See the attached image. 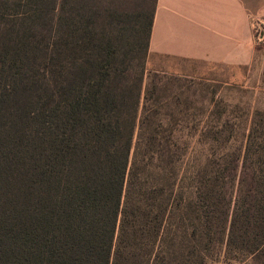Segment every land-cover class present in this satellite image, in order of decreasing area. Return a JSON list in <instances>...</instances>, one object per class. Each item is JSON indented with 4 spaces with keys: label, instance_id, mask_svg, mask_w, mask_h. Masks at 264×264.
I'll use <instances>...</instances> for the list:
<instances>
[{
    "label": "trees",
    "instance_id": "16d2710c",
    "mask_svg": "<svg viewBox=\"0 0 264 264\" xmlns=\"http://www.w3.org/2000/svg\"><path fill=\"white\" fill-rule=\"evenodd\" d=\"M72 1L0 0V264H138L152 251L157 213L145 203L125 217V189L157 0L141 48L133 30L124 39L112 22H87L101 0L82 19ZM253 161L264 164L255 122L224 251L264 264V170ZM118 229L133 246L124 256Z\"/></svg>",
    "mask_w": 264,
    "mask_h": 264
},
{
    "label": "rangeland",
    "instance_id": "374dc122",
    "mask_svg": "<svg viewBox=\"0 0 264 264\" xmlns=\"http://www.w3.org/2000/svg\"><path fill=\"white\" fill-rule=\"evenodd\" d=\"M72 2L81 19L82 12L94 5V0ZM101 2L95 6L96 17L87 22H112L124 39L135 30L132 34L138 33L140 48L145 47V29L156 0ZM254 7L250 18L254 47L248 65L140 52L145 72L128 167L125 217L146 203L157 213L158 229L153 230L151 253L138 264H245L224 249L252 122L258 135H264V0H254ZM246 166L264 170L257 161ZM212 181L215 195L211 198L203 188ZM116 245L121 256L133 247L120 237L119 229Z\"/></svg>",
    "mask_w": 264,
    "mask_h": 264
},
{
    "label": "crops",
    "instance_id": "0c3cea01",
    "mask_svg": "<svg viewBox=\"0 0 264 264\" xmlns=\"http://www.w3.org/2000/svg\"><path fill=\"white\" fill-rule=\"evenodd\" d=\"M254 0H157L148 55L248 65Z\"/></svg>",
    "mask_w": 264,
    "mask_h": 264
}]
</instances>
